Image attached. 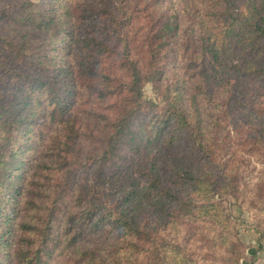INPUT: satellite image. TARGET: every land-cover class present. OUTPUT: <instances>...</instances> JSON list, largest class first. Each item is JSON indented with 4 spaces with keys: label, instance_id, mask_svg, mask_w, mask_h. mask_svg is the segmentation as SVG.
<instances>
[{
    "label": "trees",
    "instance_id": "trees-1",
    "mask_svg": "<svg viewBox=\"0 0 264 264\" xmlns=\"http://www.w3.org/2000/svg\"><path fill=\"white\" fill-rule=\"evenodd\" d=\"M4 1L0 65L19 78L0 91V264L254 263L264 223L247 248L216 195L239 198L244 153L264 162V0H180L188 18L153 24L134 0ZM182 19L189 75L164 78ZM155 68L167 92L147 111Z\"/></svg>",
    "mask_w": 264,
    "mask_h": 264
},
{
    "label": "rangeland",
    "instance_id": "rangeland-1",
    "mask_svg": "<svg viewBox=\"0 0 264 264\" xmlns=\"http://www.w3.org/2000/svg\"><path fill=\"white\" fill-rule=\"evenodd\" d=\"M20 0H5L3 4L7 5L10 9H15L18 7L17 2ZM138 1V2H137ZM134 5L136 8L143 9L142 13H139L141 16L145 17L147 22L153 24L158 19V23L166 19L171 23L174 22L176 19L175 16L181 17L184 16L188 18L186 13H182L181 11V2L180 0H134ZM157 2L158 4L155 5ZM169 7H174L173 12H168ZM168 16V19L166 18ZM182 18V17H181ZM181 26L179 31L176 35H170L169 41L165 44L164 51L160 57V62L162 63V67H164V78H169L173 75V72L180 71L182 75H189L188 73H184V69L187 65H190V59L193 56V47L190 40V33H193V27L188 26L190 23L189 19H182ZM162 24V23H161ZM2 25V23H1ZM188 29V31L186 30ZM0 54V59H1ZM2 61H12L10 58H5ZM8 63L11 62H2ZM168 64V65H167ZM106 65H110V62L107 61ZM165 65V66H163ZM151 67V66H150ZM157 69H154V72L148 76L144 80L143 84V102L146 105L147 111L151 107L155 109H159L164 104V94L167 92L165 89L164 81L159 82L158 79L162 76L161 74L155 72ZM162 76V77H163ZM19 75L17 72L8 71L2 65H0V91H8L9 95L11 96V86L18 80ZM10 81V86H5V81ZM167 82V81H166ZM88 89V87H87ZM83 95H86L87 90L82 89ZM228 129L230 130L231 127H234L233 121L230 120L227 124ZM38 127H35V131ZM234 135V133H232ZM81 144H82V151L84 154L91 148V144L93 140L88 138L87 130H81ZM30 141L34 144V149L36 148L35 152L31 153V157H34V154L38 153L39 146L34 141V138H30ZM36 143V144H35ZM233 166L235 169H241V176L239 177L237 183H239L238 190L240 193L238 194V199L234 194L230 192V190L223 191L222 197L217 193L216 197L219 199H223V205L226 212H228L232 217L235 218L237 229L240 232V236L244 245L248 247H256L257 240L260 237V234L256 227L264 223V191L261 187V184L264 187V183H262V177L264 176V162L262 159L254 158L253 156H249V154L244 153L243 156L239 158L238 161L233 162ZM114 168H109L110 171H113ZM91 178H96L95 174L91 175ZM82 179V178H81ZM256 186H254V183ZM259 184V185H258ZM72 189L69 188L68 192L66 193L67 200L70 199ZM253 205L250 204V200L248 197L250 195H254ZM247 202H242V200ZM66 200V201H67ZM256 205V206H255ZM11 203L8 204V210L11 209ZM58 214L60 216L63 215V210H58ZM184 230L181 234V238L179 242L184 245L186 241L190 238V235L187 234L188 230L187 226H183ZM165 234L169 236L166 237L167 239L175 238L177 239L178 234L174 232V229H168L165 231ZM228 246V245H227ZM230 247L228 246L227 249ZM231 249V248H230ZM227 252L223 255L225 257ZM65 254L58 253L51 259V264H59L60 261L64 259ZM257 263L252 264H264V247L259 250L257 254ZM192 260L188 261L189 264H204L202 259V255L200 252L196 254H192ZM150 264V263H149ZM212 264H215L214 261Z\"/></svg>",
    "mask_w": 264,
    "mask_h": 264
},
{
    "label": "crops",
    "instance_id": "crops-1",
    "mask_svg": "<svg viewBox=\"0 0 264 264\" xmlns=\"http://www.w3.org/2000/svg\"><path fill=\"white\" fill-rule=\"evenodd\" d=\"M255 263H257V261Z\"/></svg>",
    "mask_w": 264,
    "mask_h": 264
}]
</instances>
